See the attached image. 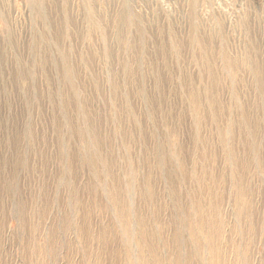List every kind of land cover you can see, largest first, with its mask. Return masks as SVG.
Listing matches in <instances>:
<instances>
[{"label":"rangeland","instance_id":"obj_1","mask_svg":"<svg viewBox=\"0 0 264 264\" xmlns=\"http://www.w3.org/2000/svg\"><path fill=\"white\" fill-rule=\"evenodd\" d=\"M0 264H264V0H0Z\"/></svg>","mask_w":264,"mask_h":264},{"label":"bare ground","instance_id":"obj_2","mask_svg":"<svg viewBox=\"0 0 264 264\" xmlns=\"http://www.w3.org/2000/svg\"><path fill=\"white\" fill-rule=\"evenodd\" d=\"M233 58V57H232ZM240 67V66H239ZM203 215V214H202ZM201 218V217H200ZM213 247V246H212Z\"/></svg>","mask_w":264,"mask_h":264}]
</instances>
